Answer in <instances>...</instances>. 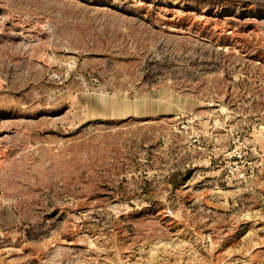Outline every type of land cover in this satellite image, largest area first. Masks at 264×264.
Wrapping results in <instances>:
<instances>
[{"label":"rangeland","instance_id":"rangeland-1","mask_svg":"<svg viewBox=\"0 0 264 264\" xmlns=\"http://www.w3.org/2000/svg\"><path fill=\"white\" fill-rule=\"evenodd\" d=\"M0 264H264V0H0Z\"/></svg>","mask_w":264,"mask_h":264}]
</instances>
